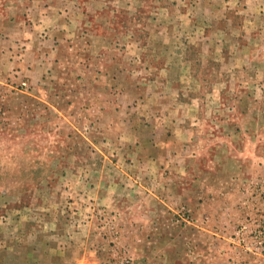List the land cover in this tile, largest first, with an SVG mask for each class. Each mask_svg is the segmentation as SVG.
<instances>
[{
    "label": "rangeland",
    "instance_id": "374dc122",
    "mask_svg": "<svg viewBox=\"0 0 264 264\" xmlns=\"http://www.w3.org/2000/svg\"><path fill=\"white\" fill-rule=\"evenodd\" d=\"M0 264H264V0H0Z\"/></svg>",
    "mask_w": 264,
    "mask_h": 264
}]
</instances>
